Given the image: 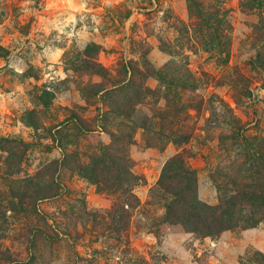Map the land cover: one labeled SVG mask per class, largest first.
<instances>
[{"label": "rangeland", "instance_id": "374dc122", "mask_svg": "<svg viewBox=\"0 0 264 264\" xmlns=\"http://www.w3.org/2000/svg\"><path fill=\"white\" fill-rule=\"evenodd\" d=\"M263 164L264 0H0V264H264Z\"/></svg>", "mask_w": 264, "mask_h": 264}, {"label": "trees", "instance_id": "16d2710c", "mask_svg": "<svg viewBox=\"0 0 264 264\" xmlns=\"http://www.w3.org/2000/svg\"><path fill=\"white\" fill-rule=\"evenodd\" d=\"M178 161H180L178 158H172L166 163V165L164 166L163 173L161 174V177L157 182V186H158V189L160 190L166 189V191H168L169 194L172 196V200L167 206V209L170 210V212H172L170 216L175 218L174 220L178 222H182V219H185L183 218L185 217L184 216L185 213L190 218L197 217L199 207L195 199V185H194L195 181H194V175L192 174V172H188L185 169L186 175L182 174L183 175L181 176L182 178L176 179L177 175L178 174L180 175L182 173L181 170L183 169V167L181 166V163H179L177 165L178 166L177 168L178 170L180 169L181 170L178 171L177 174H174L171 176L167 173V172L172 171L173 169L172 167L175 166ZM263 167H264V164H263ZM174 189H177V191H174ZM250 196L252 199L256 200L260 206H264L263 196L261 195L252 196L251 194ZM192 230L199 231L200 229L194 228Z\"/></svg>", "mask_w": 264, "mask_h": 264}]
</instances>
